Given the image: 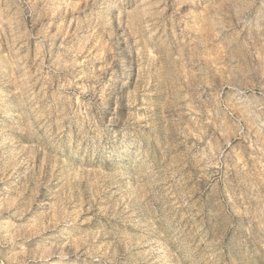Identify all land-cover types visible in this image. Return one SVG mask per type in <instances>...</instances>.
<instances>
[{"label": "rangeland", "instance_id": "obj_1", "mask_svg": "<svg viewBox=\"0 0 264 264\" xmlns=\"http://www.w3.org/2000/svg\"><path fill=\"white\" fill-rule=\"evenodd\" d=\"M0 264H264V0H0Z\"/></svg>", "mask_w": 264, "mask_h": 264}]
</instances>
